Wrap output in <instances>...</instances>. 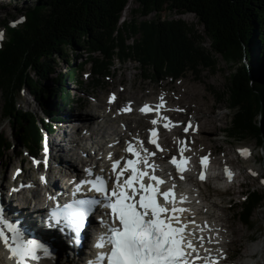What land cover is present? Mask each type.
<instances>
[{"label":"trees","instance_id":"1","mask_svg":"<svg viewBox=\"0 0 264 264\" xmlns=\"http://www.w3.org/2000/svg\"><path fill=\"white\" fill-rule=\"evenodd\" d=\"M129 1L38 0L22 14L19 27L3 25L8 37L0 45L2 119L8 121L18 147L39 156L41 133H53L59 113L78 103L64 90L68 79L81 87L78 78L86 62L57 75L52 89L45 84L56 74L55 58L68 60V50L81 49L89 57L90 80L96 85L114 58L139 63L144 78L172 81L200 67L212 69L215 57L220 58L230 69L222 96L232 112L227 136L254 139L264 152V0H133L138 7L132 13L138 17L119 23ZM165 11L194 15L203 32L184 20L160 21ZM152 14L154 19L138 21ZM130 34L138 36L132 46L126 44ZM204 40L208 49L202 46ZM24 89L43 117L18 110L16 101ZM11 145L0 134V156ZM262 200L254 190L246 194L237 209L242 224L251 225Z\"/></svg>","mask_w":264,"mask_h":264},{"label":"rangeland","instance_id":"2","mask_svg":"<svg viewBox=\"0 0 264 264\" xmlns=\"http://www.w3.org/2000/svg\"><path fill=\"white\" fill-rule=\"evenodd\" d=\"M0 2H2V4H0V7L2 6L0 9H4L0 12V16L1 14L3 15L0 17V31H3L4 33V40L3 42L0 41V45H3L8 37L6 29L3 25L9 20L15 21L26 12L28 7L33 6L38 2V0H0ZM136 7H138L136 3L133 0H130L121 14V20H119V23L137 18L138 16H135L132 13V10ZM154 18L155 15L152 14L147 18H138V21H149ZM172 19H174V21L184 20L188 26H192L194 30L200 33L203 32L202 26L198 24L196 17L192 14L188 13L178 16L174 14V12L165 11L160 15V21ZM19 25L20 24H16L15 26L19 27ZM136 41H138L137 35H127V45L132 46ZM207 43V40L203 41L202 46L205 49H208ZM68 54V60H58V58H55V62H57L55 64L56 74L49 77L50 81L45 84V87L47 89H52L55 84L54 79L57 75L68 71L69 67L73 69L75 66L83 65L86 62L83 66V71L78 78L79 81L82 82L81 87H78L76 83H74L71 79H68L66 82V90H64L75 96L78 103L74 105L72 109L69 108L59 113L60 120L58 119V122L55 121V123L52 124L55 132L54 134L47 135V137L52 138L56 133V140L58 137H62L63 135L70 137V139H74L79 144L74 145L73 151L77 154V156L86 158L87 152L90 154L92 152V149H89L91 141L88 143L86 138L88 135L91 139L98 137V128L96 123H102L101 118H97L95 120L94 124L91 126V133H87L83 130L82 133L78 135V131L75 130L73 126L70 131V128L66 126V123H62L63 117L67 113H71L76 116L79 112L76 110L77 108L80 109V112H86L87 109H91L93 105L97 104L99 101L103 104L102 111H106L107 107L110 106L107 103L109 94L114 93L115 95L117 94V100L111 107L112 109L110 114L111 118H113L110 123H107L108 125L106 124V129H109L112 125L117 128L119 126L114 118L116 115L121 114V112H118V109L122 106L131 102L130 107L134 108L135 112L130 116L123 115V117L136 119V111L142 103H152L156 105L159 102L158 97L163 94V100L170 105V108H168L170 109L169 111L178 112L172 115V120L178 122L176 131L179 135L171 136V138H169L170 143L184 144L183 142L186 141L188 146L186 147L184 153L187 155H191V157L195 159L200 156H208L209 158H212V161H215V165H222L224 162H228V164L232 165L233 168H236V174L242 173L245 176L241 178L239 177L237 182L242 183L243 187L235 185L233 190L223 191L221 189L216 190L217 186L214 183H211L213 189L206 185H201L199 186V192H208L210 194L208 196L211 198L209 199L218 204V208L210 209L211 213L216 216L224 214L225 217L232 223V226H234L233 228L239 229L240 235L239 237H235V242L231 241L232 239H230L231 237H229L228 234L225 237H221L219 240H214L221 245V248L224 249L228 255H230V264H236L237 262L246 263V259H249V257L244 256L245 251L250 249V247H253V245L259 241L264 240V184H261V179H264V152L256 144L254 139L237 141L235 139H229L227 136L226 129H228L231 124L232 112L228 111V103L222 96L225 93L228 81H230L228 77L230 70L229 67L220 58L215 57V66L212 69H202L200 67L195 71L184 73L183 76L176 81H172L171 78L158 80L150 77L144 78V72L140 69L139 63L131 61L130 59L125 62H121L114 58L113 63H111L112 65L109 73L104 77H99V83L96 85L90 80L92 76L90 75V64H87V60L89 58L87 53L78 49L76 52L68 50ZM94 56H97V54ZM252 74L254 76L256 75L255 69H253ZM181 84L197 88L198 93L195 96H192V93H186L184 90L182 92L180 91V93L178 91V86ZM182 89L183 88H181V90ZM176 90L179 93H177ZM176 99H183V105L185 107L182 111H176V109H181V105H177L175 102ZM3 102L4 96L0 91V134L3 135L10 144H12L10 148L7 151H4L2 156H0V188L2 185L8 187H12L13 185L14 187H18L21 181L22 183H28V179L30 177L36 179L38 170L37 166L33 163L34 160L32 161L30 157L27 156V153L24 152L22 147H18L16 139L13 138L12 132L9 128L8 121L2 119ZM16 102L18 110L28 111L37 117H43L42 111L36 104L37 102L25 89L20 92ZM204 103H206V105H204ZM198 105L201 107V113H198L199 111H197ZM97 112L99 113V110ZM209 114L212 116L211 119L214 121L213 127L218 129L217 133L212 135L210 140H203L205 136H208V133H197V127L193 128L195 131L191 130L188 135L183 133L182 127L186 123L191 124L196 119V121L199 122V116L207 120ZM148 120L146 119L144 121ZM81 126L84 127V124H81ZM146 129L147 128L142 127V132L145 135ZM120 130L123 132L125 127H120ZM106 132L103 138L99 139L101 147L104 143L109 145L107 136L110 132ZM82 148L86 151L85 153L81 152ZM240 148L249 150V158H245L240 155L237 151ZM97 149L96 151H98ZM178 151V149L176 150L175 148H172L170 152L176 153ZM39 159L35 160L38 161ZM93 160L94 162L97 161V159ZM77 166L78 169L82 170V162L81 164L77 163ZM17 169L21 171L19 176L16 174ZM247 170H251L252 172L257 173V175L253 176L250 174V171L247 172ZM57 183L59 185L61 184L60 178ZM253 190L263 195V200L261 207L254 211L252 215L251 225L247 226L241 223L237 215V209L240 208L246 194ZM202 204L209 206V202L207 200L202 201ZM252 259L254 261L260 260L261 263L264 264V254H262V259H260L258 255H255Z\"/></svg>","mask_w":264,"mask_h":264},{"label":"snow or ice","instance_id":"3","mask_svg":"<svg viewBox=\"0 0 264 264\" xmlns=\"http://www.w3.org/2000/svg\"><path fill=\"white\" fill-rule=\"evenodd\" d=\"M23 18H20L22 22ZM3 34L0 33V39ZM114 94H110L108 102L112 103ZM156 105L143 104L138 111L141 114L154 112L157 118L150 121L153 125L149 129L148 143L154 145L156 151H164L157 143L158 121H168L169 118L161 114L165 107L163 94L158 97ZM131 102L118 109V112H129ZM182 111V109H176ZM172 122L163 123L165 129ZM178 123V122H176ZM190 123L184 127L187 132ZM195 131V129H192ZM138 147L126 141L124 151L131 154V159H125L122 168H118L120 160L111 164V181H106L102 175H95L94 179H81L75 185L74 193L81 190L82 185H89V191L98 194L96 197L73 199L70 203L57 206L49 214V226H59L61 230L79 234L86 227V219L96 211L103 210L97 216L100 231L96 233L92 247L97 251L86 264H193L201 261L202 264H217V260L210 255L200 257L198 248L203 247L202 236H196L193 229L188 228L193 224L195 231L202 232L207 229V224L202 229L200 225L190 220L191 210L183 207L187 203L185 195L176 193L178 185L171 174L158 175L159 166L150 161L154 152L143 147L137 138ZM186 149L180 148L183 153ZM49 149L45 144V165ZM242 157L250 153L247 149L237 150ZM111 158V154H109ZM123 159V158H121ZM208 156L200 157L201 171L199 179H205ZM34 164L38 163L33 161ZM175 167L180 180H184L182 173L186 170L187 158L181 155L177 160L172 157L169 161ZM16 170V174L19 173ZM87 176L93 175L92 170H84ZM103 171V169L101 170ZM250 174L255 176L257 173ZM128 173L126 176L125 173ZM225 177L231 181L232 173L225 167ZM45 178L42 176L41 180ZM110 183V187H109ZM264 184V179H261ZM167 185L166 187H163ZM187 213L188 215H182ZM199 242L198 244L196 242ZM79 243V240H76ZM209 240V243H212ZM0 246L5 249L6 259L12 264H37L42 259H51L53 252L49 246L36 239L26 238L20 228L9 222L0 210ZM217 251H220L219 249ZM205 252H209L205 249ZM195 253V255H193ZM222 258V257H221Z\"/></svg>","mask_w":264,"mask_h":264},{"label":"bare ground","instance_id":"4","mask_svg":"<svg viewBox=\"0 0 264 264\" xmlns=\"http://www.w3.org/2000/svg\"><path fill=\"white\" fill-rule=\"evenodd\" d=\"M180 86H181V88H183L182 90H181ZM183 90L186 91V93H188V94L192 93L191 94L192 96H195L198 93L197 88H195L193 86H190V87L186 86V84H183V85L181 84L178 86L179 92L180 91L182 92ZM178 91L176 90L177 93H179ZM175 102L177 103V105H181V107H180L181 109H184L185 106L183 105L184 104L183 99L182 100L176 99ZM102 105H103L102 102L99 101L97 104L93 105V107L91 109H87L86 112H80V109L77 108L76 110L79 111L78 114L76 116H74L71 113H67L63 117L62 123H66V126H68V128H70V131H71V127L73 126V128L78 131V135H79L80 133H82L83 130H85L87 133H91V129H92L91 126L94 124V122L97 118H101L102 123H99V122L96 123L97 128H98V134H97L98 137L95 139H91V137L87 134L88 136L86 138V141H88V143H89V141H91V144H89L91 146V148H89L90 150L92 148H96L97 146L99 147V145H101L99 139L103 138L106 131H109L110 132L109 136L112 139L113 143H115V148L112 149V153L111 152H106V153L103 152L101 155V156H103V158L99 160L100 161L99 163L96 162L94 164V163H92L91 160H84L83 158H81V156H77V154L73 151L74 145L79 144L77 141H75L72 138L70 139V137H66L65 135L60 137V140L57 141L55 138V136H56V133H55V135L52 138H47V141L49 142V144L51 146H53L51 148L54 152L55 157L60 158L59 164H60L61 169L57 170L56 173L54 172L51 175L54 182L57 183V181H58L57 177H58V179L60 178L61 185L66 186L67 178L70 179V176L72 174L73 175L74 174L80 175L82 173V171L79 170L78 166H77V163L81 164V162H82L83 168H86L87 166H91V168H92L94 166L93 168L95 170L100 171L103 169V171H105L106 173H109V169H108L109 168L108 163L110 162L109 154H111V156L115 160H119L120 155L122 153V149L125 148V143L123 142V139H126L127 141H130V142H134V139L137 140V138L138 139L143 138L144 134L142 132L143 131L142 127L143 128L149 127L150 121L153 119V118H150V120H148V121H144L142 119L141 120H134V119L124 118L122 116V114H120L114 118V120L117 122L119 127L115 128L112 125V127H109V129H106V124L110 123V121L113 118V117L111 118V114H110L112 106L107 107L106 111L105 110L102 111V108H103ZM204 105H206V103H204ZM168 108H170V105H169V107L164 108V115L166 117L170 116L172 118L173 117L172 115L178 113V112L167 111ZM197 108H198L197 111H199L198 113H201L202 111L200 112V109H201L200 105H198ZM98 110H99V113L97 112ZM198 118H199L198 119L199 122L198 121H196V122L198 123L197 125L199 127L200 132L201 133H208V136H205V138H203V140H210L212 138L211 136L214 135L215 133H217V131H218L217 128L213 127L214 121L211 119L212 116L209 114L207 120H205V118H201L200 116ZM146 119H148V118H146ZM172 123L174 124V127H173L172 132H171L172 136L173 135L178 136L179 133H177V131H176L177 130V123L175 121H173ZM81 124H84V127H82ZM120 127L121 128L125 127V130L122 132L120 130ZM164 143L168 144V140L165 139ZM63 144H64V146H63ZM103 145H105V144H103ZM172 146H173L172 148L177 147V145H172ZM168 147L170 148V145H168ZM102 149H104V148H102ZM240 149H244V148H240ZM81 152L85 153L86 151L84 150V148H82ZM87 155H88V157H92L89 152H87ZM96 156H97V154H94V157H96ZM159 156H160L159 160L162 161L164 159V155L160 154ZM246 158H249V155ZM225 163H227V165H228V162H224L223 164H225ZM212 164H214V165L216 164L214 160L212 161ZM230 166L233 167L232 165H230ZM235 169L236 168H232V170H234V171H235ZM248 171L249 170H247V172ZM172 172L174 173V170L170 171L169 173L171 174ZM238 174H239L238 177H240V178L245 177L242 173L241 174L238 173ZM29 179H32V178L30 177ZM32 180L35 182V179H32ZM193 180L194 179L192 178L191 181H193ZM36 184H37V182H36ZM176 184L178 185V187L175 189L176 193L179 194L182 192L187 199V203H185L182 206L191 210L192 215L189 217V219L194 220L195 224L200 225L202 229L204 228L205 224H207V226H208V228L204 229V231L197 232V231H195L193 224L189 223L187 225L188 228L193 229L194 234L196 236H202L203 237L204 244L209 243V240H212L213 242L209 243L212 246L211 248H213V246H217V247H219L218 249H221V245H219L218 243H215V242H217L214 240L215 238L217 240H219V239H221V237H223V236L225 237L228 234V236L231 237L230 239H232L231 241H234L235 237H237V236L239 237V235H240L239 229L233 228L234 226H232V223L229 221V219H227L225 217L224 214L216 216L215 214L211 213L210 209L218 208V204L216 202L210 200L211 198L208 196V195H210L208 192L198 193L195 187L192 190L188 186H183V185H180L178 183H176ZM235 185L236 184H233V186L229 190H233L235 188ZM239 186L241 187L242 183L239 184ZM7 188H8L7 186H2V188L0 189L1 205L4 206V208H5L4 212H6V215H7V217H5V218L9 222L17 225V227L22 230V232L24 233L26 238L34 239L35 237H38L43 243L48 241L46 243V245L49 246L50 249L52 248L54 250L52 258L48 259L49 260L48 263L52 264L51 262H54L55 264H60L62 261L63 251L65 250L64 249L65 244L62 242L61 237L53 236V234L46 235L45 233H43V230L39 226V224L34 219H31V218L24 220L23 223H17L15 221L16 216L14 215V211L18 210L15 207L18 204L12 205L16 208V209H13V207H11L9 202L21 203L22 201H26L27 203H30V201L32 199H30L31 198L30 196H26V197L24 196V193H26V191H24V189H19L16 192H11V191L7 192ZM61 188H63V187L61 186ZM191 200H193V202H190ZM206 200L209 202V206L202 204V201H206ZM182 215L187 216L188 214L185 213ZM50 239H51V241H50ZM196 243L198 244L199 242L197 241ZM263 252H264V240L259 241L258 243L254 244L253 247H250V249L245 251L244 256L249 257V259H246L247 260L246 263H238L237 262L236 264H262L260 260L254 261L252 258L255 255H258L260 257V259H262V254H264ZM253 254H255V255H253ZM43 260L40 262L41 263L44 262V264H47ZM40 262H37V264H41ZM0 264H12L11 261L6 259V252L2 246H0Z\"/></svg>","mask_w":264,"mask_h":264}]
</instances>
